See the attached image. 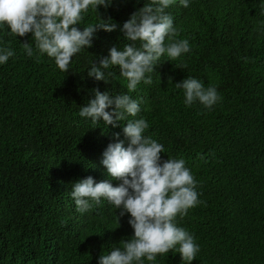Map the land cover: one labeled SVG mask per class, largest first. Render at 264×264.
<instances>
[{
  "label": "trees",
  "instance_id": "1",
  "mask_svg": "<svg viewBox=\"0 0 264 264\" xmlns=\"http://www.w3.org/2000/svg\"><path fill=\"white\" fill-rule=\"evenodd\" d=\"M147 2L112 0L83 13L81 31L101 17L118 27L98 29L67 72L38 52L31 33L0 25V48L14 52L0 64V264H98L134 235L130 214L119 216L107 200L81 213L71 197L88 176L120 183L101 161L113 133L127 146V121L113 127L79 114L97 88L136 99L141 111L127 120L146 119L144 135L164 146L161 160L183 159L197 181L201 203L175 219L200 246L191 264H264V0H189L187 8L175 0L165 11L188 53L163 55L146 74L152 83L134 92L118 66L103 69L108 83L89 77L94 61L130 43L120 28ZM187 77L215 86L221 99L211 109L186 105L175 83ZM178 247L144 264H186Z\"/></svg>",
  "mask_w": 264,
  "mask_h": 264
},
{
  "label": "clouds",
  "instance_id": "2",
  "mask_svg": "<svg viewBox=\"0 0 264 264\" xmlns=\"http://www.w3.org/2000/svg\"><path fill=\"white\" fill-rule=\"evenodd\" d=\"M174 2L150 0L133 12L120 28L130 43L123 49L111 47L108 56L100 58L98 63L93 62L88 76L108 83L103 69L118 66L120 74L128 81V92H134L141 81L152 83L151 75L146 74L156 71L163 55L172 61L188 53L189 41L177 39L179 30L174 27L173 16L165 11ZM111 3L112 0H0V25L6 24L15 36L31 33L38 52L54 58L58 68L67 72L73 57L92 46L98 29L107 32L117 29L110 17H101L100 23L84 26L82 31L76 27L90 7L98 12V6L108 8ZM180 4L187 8L189 0H180ZM23 48L29 57L33 56L30 43L24 42ZM13 55L11 48H0V64ZM175 87L184 90V102L188 106L199 101L211 109L221 99L215 86L206 88L193 77L175 83ZM92 90L94 96L80 109V116L90 118L93 123L102 120L113 127L127 121L123 133L128 144L125 146L124 140L119 139L120 133H113L114 142L102 153L101 163L112 179L120 181L117 186L109 180L97 182L88 176L73 183L71 197L81 213L90 211L94 202L107 200L120 210L119 216L130 214L128 223L134 230L130 240L121 241L122 246L100 255L98 264H144V258L155 261L158 255L167 254L177 246L182 261L191 264L200 246L193 235L176 225L175 219L178 215H187L189 208L201 203L196 191L197 181L183 159L161 160L164 146L144 135L149 128L146 119L127 120L128 116L135 117L141 111L136 99L128 94L113 96L98 88ZM110 107L112 110L107 111Z\"/></svg>",
  "mask_w": 264,
  "mask_h": 264
}]
</instances>
